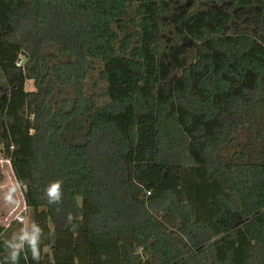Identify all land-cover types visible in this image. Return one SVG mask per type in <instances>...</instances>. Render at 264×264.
I'll return each instance as SVG.
<instances>
[{"label":"trees","instance_id":"1","mask_svg":"<svg viewBox=\"0 0 264 264\" xmlns=\"http://www.w3.org/2000/svg\"><path fill=\"white\" fill-rule=\"evenodd\" d=\"M0 152V264H264V0H0Z\"/></svg>","mask_w":264,"mask_h":264},{"label":"rangeland","instance_id":"2","mask_svg":"<svg viewBox=\"0 0 264 264\" xmlns=\"http://www.w3.org/2000/svg\"><path fill=\"white\" fill-rule=\"evenodd\" d=\"M172 34H165L163 46L170 49L172 46ZM26 91H33V82L25 83ZM23 191L16 182L8 161L2 158L0 152V225L11 228L15 237L30 235V211L26 208L23 199Z\"/></svg>","mask_w":264,"mask_h":264},{"label":"clouds","instance_id":"3","mask_svg":"<svg viewBox=\"0 0 264 264\" xmlns=\"http://www.w3.org/2000/svg\"><path fill=\"white\" fill-rule=\"evenodd\" d=\"M57 187H58V184L56 186H53L52 191L55 192Z\"/></svg>","mask_w":264,"mask_h":264},{"label":"built area","instance_id":"4","mask_svg":"<svg viewBox=\"0 0 264 264\" xmlns=\"http://www.w3.org/2000/svg\"><path fill=\"white\" fill-rule=\"evenodd\" d=\"M141 251V250H140Z\"/></svg>","mask_w":264,"mask_h":264}]
</instances>
